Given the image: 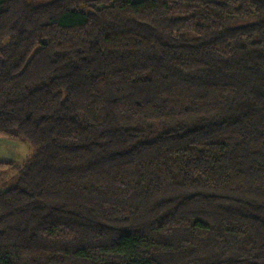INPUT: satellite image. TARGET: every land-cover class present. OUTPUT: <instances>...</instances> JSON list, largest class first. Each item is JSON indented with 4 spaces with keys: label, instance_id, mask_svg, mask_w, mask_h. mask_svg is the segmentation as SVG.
<instances>
[{
    "label": "trees",
    "instance_id": "1",
    "mask_svg": "<svg viewBox=\"0 0 264 264\" xmlns=\"http://www.w3.org/2000/svg\"><path fill=\"white\" fill-rule=\"evenodd\" d=\"M0 264H264V0H0Z\"/></svg>",
    "mask_w": 264,
    "mask_h": 264
},
{
    "label": "rangeland",
    "instance_id": "2",
    "mask_svg": "<svg viewBox=\"0 0 264 264\" xmlns=\"http://www.w3.org/2000/svg\"><path fill=\"white\" fill-rule=\"evenodd\" d=\"M34 148L28 142L0 137V160H12L23 164L33 154ZM17 171L13 168L0 167V186L4 188L14 184Z\"/></svg>",
    "mask_w": 264,
    "mask_h": 264
}]
</instances>
